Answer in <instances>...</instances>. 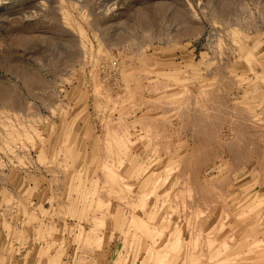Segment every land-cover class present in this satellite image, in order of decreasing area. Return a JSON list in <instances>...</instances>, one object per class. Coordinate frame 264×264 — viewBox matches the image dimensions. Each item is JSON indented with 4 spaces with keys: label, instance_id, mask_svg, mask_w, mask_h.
<instances>
[{
    "label": "rangeland",
    "instance_id": "obj_1",
    "mask_svg": "<svg viewBox=\"0 0 264 264\" xmlns=\"http://www.w3.org/2000/svg\"><path fill=\"white\" fill-rule=\"evenodd\" d=\"M179 240L264 264V0H0V264Z\"/></svg>",
    "mask_w": 264,
    "mask_h": 264
},
{
    "label": "bare ground",
    "instance_id": "obj_2",
    "mask_svg": "<svg viewBox=\"0 0 264 264\" xmlns=\"http://www.w3.org/2000/svg\"><path fill=\"white\" fill-rule=\"evenodd\" d=\"M7 134L8 135H10L11 137H16L18 134H19V132L18 131H16V130H14V129H9L8 130V132H7ZM156 217V213H153L152 215H151V218H155ZM136 219L137 218H134L133 219V222H134V224H135V221H136ZM139 220H142L141 222H143V224L142 225H145V226H147V224L149 223L148 222V220H146V219H139ZM137 222H139L138 220H137ZM136 222V223H137ZM139 224V226L141 225L140 223H138ZM137 224V225H138ZM178 238H180V237H178ZM177 240V239H176ZM180 241L181 240H179V241H176V242H174V241H169L168 243H166L161 249H159V250H156L155 248H152V249H149L150 250V254L152 253L153 255H150L151 257H155L159 262H157V264H166L168 261H170V256H171V254H170V251L171 250H173V249H177V248H174L176 245V247H179V245H180ZM179 244V245H178ZM156 250V251H155ZM180 254V253H179ZM223 256H222V254H221V252L220 251H218L216 254H215V256H214V261L211 263V264H224L223 263V258H222ZM178 259H181V254L179 255V257H178ZM225 260H228V259H225ZM174 261H175V259H174ZM173 261V262H174Z\"/></svg>",
    "mask_w": 264,
    "mask_h": 264
}]
</instances>
